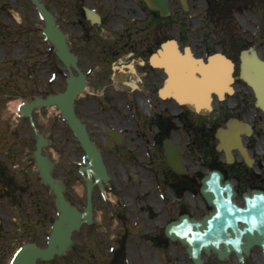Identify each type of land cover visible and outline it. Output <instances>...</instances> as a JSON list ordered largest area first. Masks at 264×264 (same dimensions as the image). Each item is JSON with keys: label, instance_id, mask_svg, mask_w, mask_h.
Instances as JSON below:
<instances>
[{"label": "flooded vegetation", "instance_id": "obj_1", "mask_svg": "<svg viewBox=\"0 0 264 264\" xmlns=\"http://www.w3.org/2000/svg\"><path fill=\"white\" fill-rule=\"evenodd\" d=\"M12 1L0 0V8L7 4L20 7L23 3ZM59 6L55 15L48 9L66 34L75 58L71 68L54 45L47 46L46 39L37 36L29 39L31 42H26L20 52L0 48L4 56H0V67L8 70V81L3 79L0 84V184L4 188L0 199L9 204L17 199L13 194L25 196L26 219L20 223L25 229L17 232H38L46 238L51 230L49 223L60 214L37 164L38 134L46 138L49 130L58 131L55 135L68 141L76 163L83 162L88 154L61 113L52 118L53 123L48 119L50 108L58 105L40 103L65 90L70 70L85 78V87L74 98V111L102 154L108 173V179L92 189L91 221L75 232L79 236L78 232L87 234L107 227L111 232H123L115 246L118 255L111 264H117L123 256L126 259L127 232H165L169 221L184 213L193 215L192 206L198 208L191 202L195 184L192 172L220 169L233 179L240 199L244 191L264 190V111L255 105L256 97L248 86L236 84L233 93L224 100H215L209 111L177 106L161 97L166 75L150 61L161 44L158 12L151 11L143 0H74L71 15L62 10V2ZM9 8L6 17L12 19L17 8ZM21 38L0 37V44L12 46ZM17 98L20 106L34 103L28 114L21 109H6L8 101ZM231 118L251 122L252 133H240L255 159L254 166L246 163L236 137L231 143H223L215 133L229 129L227 121ZM2 125L8 126L11 134L24 132L27 138L19 137L14 146L10 137L7 140L3 136ZM166 141L183 148L185 174L178 175L169 166ZM218 143H222V149L216 147ZM226 147L230 148L231 162ZM1 156L8 166L18 167L21 186L14 179L17 173L5 167ZM82 166L77 164L61 185L69 203L84 214L88 192ZM250 264H264L261 249L260 254L256 249L252 251Z\"/></svg>", "mask_w": 264, "mask_h": 264}, {"label": "rangeland", "instance_id": "obj_2", "mask_svg": "<svg viewBox=\"0 0 264 264\" xmlns=\"http://www.w3.org/2000/svg\"><path fill=\"white\" fill-rule=\"evenodd\" d=\"M22 1L23 3L20 7L7 4V6L0 8V37L7 39L14 36H22L21 41H15L12 46L0 44V48H5L9 53L20 52L25 49L26 42L30 43L29 39L36 36L46 39L48 42L47 46L53 48V44L49 43L48 35L45 33L44 22L35 12V8L28 0ZM43 1L53 14L57 7L60 8L59 4L62 2V10L71 15V6L74 0ZM170 1L172 13L168 17L169 20L166 22L162 18H159V24L163 23L164 25L160 28L161 40L167 37H176L186 47L195 45L198 54H202L205 48L207 50H214V52L222 51L236 62L242 49L255 46L264 58V12L262 9H259V5H257V9L241 5L238 0H236V3L225 0H189L190 10L184 11L178 0ZM229 3L234 4L228 15V24H225L219 18V10L222 8L226 9ZM9 7L17 8L16 15L12 14V19L6 17L10 11ZM209 7H211L210 10ZM240 20L244 22V25ZM240 28L245 29L246 33H242ZM14 32L17 34H14ZM0 56L1 58L4 57L3 55ZM5 68L3 66L0 67V84L3 79L4 81H8V70H5ZM59 111V108H50V118L48 117L50 122L53 123L52 118L56 117ZM2 126V134L8 140L9 137L13 136L11 134L12 131H9L8 126ZM48 133L49 136L44 154L47 157L53 176L59 180H66V176L70 177L73 174V170H76L75 166L77 165L71 156V145L69 146L68 141H64L61 135H55V133H59L58 131L49 130ZM11 143H15L14 146H17L18 138L13 136ZM257 155L259 154L257 153ZM1 158L3 159L2 156ZM227 167L230 166L227 165ZM192 174L196 175L195 172H192ZM202 174L200 173L197 178L193 176L195 184L192 190L191 202L195 203L198 208L196 210L195 206H192V212L195 216H201L208 210L202 204L201 196L198 194L199 178ZM14 179L17 181V185H20L19 176ZM3 190L4 188L0 184V191ZM14 190L19 191L18 189ZM13 196L15 195L13 194ZM16 197L18 198V195ZM15 201L21 200L18 198ZM22 206H24V203L14 204L12 201L8 205L7 200L4 198L0 199V218L4 222H7V228L10 231L16 230V232H0V264H9L16 249L25 242L36 241L41 246L45 245L51 233L47 232L46 239L40 237L38 232L35 235L32 232H17L25 229L24 226L20 227L19 221L14 217L15 211L20 210ZM17 217L20 221L24 220L25 215L23 210H21L20 214H17ZM3 225L1 223V226ZM122 233L111 232L109 227L105 229L100 228V230L93 232V235L80 232L78 233L79 236H75L76 240L72 242L63 254L55 255L49 260H40L39 264H97L98 262L100 264H110L111 257H113L111 256L110 247L117 244ZM148 233L127 232V261L123 262V264H193L182 244L167 240L162 232ZM81 239L83 242H80ZM152 239L161 241L160 245L152 243ZM256 250L260 254V250ZM93 253L96 255H93ZM204 260V264H239L234 258L226 262H220L215 255L204 256ZM255 261H259V256ZM245 264H250V258H247Z\"/></svg>", "mask_w": 264, "mask_h": 264}, {"label": "water", "instance_id": "obj_3", "mask_svg": "<svg viewBox=\"0 0 264 264\" xmlns=\"http://www.w3.org/2000/svg\"><path fill=\"white\" fill-rule=\"evenodd\" d=\"M33 2L47 18L48 31L60 48V55L66 61L72 58L67 50L63 35L55 28L46 9L39 0H33ZM145 2L151 9L158 10L161 16L170 14L168 0H145ZM180 2L187 10V0H180ZM170 55H174L175 61L180 62L174 70H171L172 74L174 75V72H177L175 77L177 75L181 76L182 81L183 75H188L189 79L176 82L173 81L175 79L172 76L173 79L169 84L171 91H165V94H172L175 98H179L184 102L205 106L209 104L211 90H215L219 95H223L225 91L230 90L234 65L225 56L216 54L208 59V63H205L203 60L193 57L188 49H185L182 53L174 41L166 43L160 51L161 64L169 66L168 57ZM155 58L157 59L159 56L156 55ZM240 59L241 76L254 88L260 98V105L264 107V61L258 58L253 48L242 51ZM249 62L253 63L251 68ZM197 74H200L201 77H198ZM82 83L83 81H79L72 76L67 91L55 100L60 102L64 115L74 130L78 129L81 133L80 138L84 146L94 152L92 143L82 126L79 125L73 111V97ZM188 83L194 84L202 91L197 92L192 91L190 88H187L188 90L179 88L180 86H187ZM177 91L179 92L176 93ZM170 148L174 149L175 147ZM170 148L169 153L171 152ZM171 157L169 158V164L174 170L182 173L184 171L183 162L176 155H173V158ZM39 160L48 182L61 199L62 215L54 227V232L46 248H39L35 244H27L20 249L11 264H36L39 257L48 259L55 253L64 251L67 244L70 243L72 231L81 224L79 214L69 207L65 201L40 155ZM98 161L101 162L100 156ZM102 173H105L103 165ZM201 182L200 192L207 204L212 207V210L201 219L182 215L180 219L172 221L166 226L165 235L173 241L180 240L186 245V251L195 264H203V251L207 255L213 252L221 260L228 259L230 254L234 252L240 262H244V255H249L251 248L255 245L260 246L264 252V192L259 190H253L251 194L245 192L243 194L244 205L241 206L235 199L237 193L233 189L232 182L224 179L219 170L209 171ZM88 185L90 187L92 183L88 181ZM64 222H67L68 225L64 226Z\"/></svg>", "mask_w": 264, "mask_h": 264}, {"label": "bare ground", "instance_id": "obj_4", "mask_svg": "<svg viewBox=\"0 0 264 264\" xmlns=\"http://www.w3.org/2000/svg\"><path fill=\"white\" fill-rule=\"evenodd\" d=\"M241 21V23L244 25V22L242 21V20H240ZM175 57H174V55H170L169 57H168V65H169V67H170V69L171 70H174L175 69V66L177 65V64H179L180 62H178V61H175V59H174ZM182 63V62H181ZM252 62H249V67L251 68V66H252ZM177 72H174V75L172 74V76L174 77V79L175 80H173V81H176V82H180V81H182V77L181 76H179V75H177L176 77H175V74H176ZM171 75V74H170ZM171 77V76H170ZM173 79V78H172ZM189 79V76L188 75H183V81H185V80H188ZM189 85V86H188ZM188 85L186 86H183V87H179V88H182L183 90L185 89V90H188L187 88H190V89H196L195 87L196 86H194V84H190V83H188ZM200 91L202 90V89H199ZM165 91H171V89L169 88V87H167L166 88V90ZM179 91H177L176 93H178ZM261 95V94H260ZM178 101H181V100H179V98H178ZM14 105L15 104H10V106L11 107H14ZM198 107V105H196V108ZM242 130V128H241V126L239 125V124H233L232 125V127L230 128V130L229 131H227V132H223V133H220L219 135H220V137H221V139L223 140V141H227L228 143H231L233 140H234V136H235V132L237 133V135H238V130Z\"/></svg>", "mask_w": 264, "mask_h": 264}, {"label": "trees", "instance_id": "obj_5", "mask_svg": "<svg viewBox=\"0 0 264 264\" xmlns=\"http://www.w3.org/2000/svg\"><path fill=\"white\" fill-rule=\"evenodd\" d=\"M263 1V3H264V0H262ZM250 4H255V2L254 1H250Z\"/></svg>", "mask_w": 264, "mask_h": 264}]
</instances>
